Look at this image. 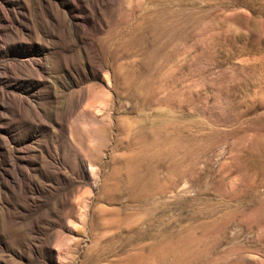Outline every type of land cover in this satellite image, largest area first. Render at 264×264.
<instances>
[{"label":"rangeland","instance_id":"rangeland-1","mask_svg":"<svg viewBox=\"0 0 264 264\" xmlns=\"http://www.w3.org/2000/svg\"><path fill=\"white\" fill-rule=\"evenodd\" d=\"M98 4L0 0V264H264V0Z\"/></svg>","mask_w":264,"mask_h":264},{"label":"bare ground","instance_id":"bare-ground-1","mask_svg":"<svg viewBox=\"0 0 264 264\" xmlns=\"http://www.w3.org/2000/svg\"><path fill=\"white\" fill-rule=\"evenodd\" d=\"M99 4L103 5L104 2H106L107 0H96ZM111 1H115V0H111ZM98 4V5H99ZM11 20V18H10ZM101 22V21H100ZM142 23H135V25H133V27L131 28L130 30V38L131 39V42L132 40H135L136 38H139V33L138 31L140 32L142 30ZM143 33V32H142ZM141 33V34H142ZM145 36V35H144ZM141 41V40H140ZM91 110V109H90ZM92 170V169H91ZM133 201V200H132Z\"/></svg>","mask_w":264,"mask_h":264}]
</instances>
